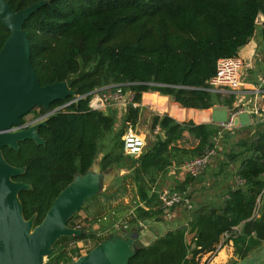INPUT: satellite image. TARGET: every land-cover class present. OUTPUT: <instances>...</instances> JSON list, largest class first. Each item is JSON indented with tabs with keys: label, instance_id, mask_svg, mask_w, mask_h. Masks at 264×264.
<instances>
[{
	"label": "trees",
	"instance_id": "trees-1",
	"mask_svg": "<svg viewBox=\"0 0 264 264\" xmlns=\"http://www.w3.org/2000/svg\"><path fill=\"white\" fill-rule=\"evenodd\" d=\"M5 1L19 10L39 0ZM258 15L263 18L260 25L255 22ZM256 26L264 39V0H47L24 21L31 63L41 85L74 77L71 88L75 95L114 85L133 93L120 116L114 106L91 109L87 95L66 111L48 115L38 128L45 144L25 139L18 143V150L2 147L8 163L24 167L14 180L31 186L18 197L24 217L35 215L34 224L42 220L74 175L84 174L95 159H99L101 170H116L110 185L78 209L77 213L97 199L95 209L86 211L85 220L91 217L88 226H80L84 232L59 238L49 261H72L79 247L68 248L69 241L92 240L94 247L115 232L138 233L142 221L165 214L157 190L160 176L169 166H179L206 149H214L221 129L213 123L179 122L166 113L152 114L150 131L158 127V132L138 157L125 155L121 137L138 123L141 95L157 91L182 107L203 109L219 104L237 111L235 93L210 90L208 80L215 73L217 60L236 55ZM8 35L0 22V48ZM65 100L54 101L50 108ZM45 112L39 108L36 117ZM250 128L252 134L231 157L239 159L236 184L222 190L218 202H191L190 208L183 202L171 206L170 210L178 206L190 210L187 222L147 245L136 241L128 264H200V257L213 251L224 233L232 240L237 256L226 264H238L264 246V120ZM184 131L197 141L193 147L177 145ZM201 174H185L169 188L189 199L186 191ZM130 190H134L135 204L116 228L118 216L111 204ZM77 213L68 225L75 226ZM107 216L110 224L104 225ZM94 222L100 224L99 231L92 229ZM187 233H192L190 242Z\"/></svg>",
	"mask_w": 264,
	"mask_h": 264
},
{
	"label": "water",
	"instance_id": "water-1",
	"mask_svg": "<svg viewBox=\"0 0 264 264\" xmlns=\"http://www.w3.org/2000/svg\"><path fill=\"white\" fill-rule=\"evenodd\" d=\"M46 3L47 0H39L16 10L7 1L0 0V22L9 30L0 48V264H57L47 259L55 249V242L62 236L72 237L84 232L68 225V221L88 198L106 189L116 173L113 167L101 170L99 160L95 159L84 174H75L57 194L38 224H34L35 215L27 219L23 215L18 193L31 186L14 180L23 173L24 167L8 163L2 147L18 150V143L25 139L45 144L38 128L45 124L46 118L17 128L23 123L22 117L34 108L48 111L54 101L74 95L71 88L74 77L41 85L31 63L30 44L23 24ZM262 19L258 15L256 24H261ZM260 119L256 117V121ZM237 120L235 118L234 122ZM158 135L164 139L163 132ZM106 175H110L107 183ZM137 239L136 231L115 232L85 254L78 252L75 259L65 264H128Z\"/></svg>",
	"mask_w": 264,
	"mask_h": 264
},
{
	"label": "crops",
	"instance_id": "crops-1",
	"mask_svg": "<svg viewBox=\"0 0 264 264\" xmlns=\"http://www.w3.org/2000/svg\"><path fill=\"white\" fill-rule=\"evenodd\" d=\"M237 54H239L242 57L244 65L240 71L242 85L237 91V93H235L236 98H235L234 106L240 107V108L241 107L251 108L254 105L261 106L262 102H264V98L259 97L258 99H255L254 95H255V88L259 86L261 75L264 72V42L261 43V40L254 34L251 37V39L238 50ZM152 95H154L155 97H153ZM126 105L114 106L117 108V110L119 109V111H121L117 113L118 116H120L124 112ZM139 106L141 108L139 120L145 118L144 116L145 112L153 113V114L166 113L179 122L192 120L193 122L197 124L213 123L221 129L218 132V134L220 135H222L224 131H230L233 133L234 130H237V131L246 130V131H249L251 135L252 134L251 129L253 128H250V129L248 128L252 127L254 123L260 122V121H256V117L261 118L260 119L261 121L264 120L263 113L254 114V113H249L246 111L237 113L235 111H231L228 107L219 105V104H214L213 106L209 108H203V109L182 107L177 102H175L171 96L160 94L157 91L143 92L141 95V102L139 103ZM217 106H220L226 109L228 118L231 116V114H234L233 120L235 121V118L238 119L237 122H234L231 128L220 127V123L225 122V121H218L214 119L215 118V107ZM241 113H246L251 116L248 125H241L240 119L238 116ZM131 127L136 132H139L134 128L135 126L134 127L131 126ZM139 133L143 135L145 138L144 134H142L141 132ZM248 137L243 138L242 143L243 142L245 143ZM186 140L189 143L184 142ZM196 143L197 141L193 139L187 131H184L183 137L180 140H178L177 145L183 146V147H193ZM123 172L124 170H121V173ZM184 176L185 174L181 172L178 166H175L174 164L169 166L167 170L165 171V173L160 176L158 180L157 190L160 191L161 189H170L169 186L160 187V185H162L163 182L168 180L169 185L173 187L176 182H181ZM205 183L207 182L205 181ZM188 189H190V186L188 187ZM208 199L211 201L213 198L210 196V198ZM177 208L178 207H175L172 210L167 209L165 214L156 215L150 220H152L153 222H160L162 221V218L164 216L165 217L167 216L169 218H171V216L175 217V215L177 214V212L175 213V210ZM186 222H187V218L186 219L183 218V221L181 219H174L170 223V225L167 226V228H165V230L162 233L161 232L157 233L156 230H153L154 232H152L153 234H151V237H149L148 240H146L147 238L143 239L144 230H141L140 234L138 235L137 241L140 244L147 245L150 242H152L158 235H161L165 233L167 230L173 229L181 224H185ZM121 233H123V231ZM144 233H148V232H144ZM187 236H189V238ZM191 237H192V233H187L186 238L188 242H190ZM233 254H234V248L232 245V240L226 239L221 249L212 257L209 264H226L230 260V258L233 256ZM202 256L200 257V264H205L206 254L203 257ZM235 258H237V256H235ZM240 262H241L240 264H242V261Z\"/></svg>",
	"mask_w": 264,
	"mask_h": 264
},
{
	"label": "rangeland",
	"instance_id": "rangeland-1",
	"mask_svg": "<svg viewBox=\"0 0 264 264\" xmlns=\"http://www.w3.org/2000/svg\"><path fill=\"white\" fill-rule=\"evenodd\" d=\"M255 36H257L261 43L264 42V39L261 37L260 27L256 26ZM155 97L154 95H152ZM39 108H35L33 112H38ZM32 112V113H33ZM118 112L119 111L118 109ZM31 114V113H30ZM30 114L26 115L27 118L30 117ZM153 113H144L145 118L140 119L138 124L135 125V129L142 134L145 135V141L146 144L153 139V132L150 131V118ZM240 119L241 125H248L249 120L251 118L250 115L246 113H241L238 115ZM143 118V117H142ZM228 118L227 111L225 108L217 106L215 107V120L218 121H226ZM119 122L117 121V125ZM228 132V133H227ZM225 134H228V136H225ZM250 136L249 131H237L234 130L233 133L230 131H224L222 135L218 134L215 137L216 141V147L214 148L215 154L211 160V162L207 165L204 172L201 174L202 176L193 182H191L190 189L186 191L187 195L189 196L190 202L193 204H203L206 202V200H209L210 196L213 198L212 200L214 202H218L222 197V190L226 189L228 186H233L236 184V170L239 165V159H232L231 157L234 154L233 150H236L240 148V146L244 143H242L243 138ZM189 143L187 140L184 141ZM216 172V174H214ZM205 181L207 183H205ZM167 187L169 185V181L163 182L160 187ZM105 190V189H104ZM103 190V191H104ZM102 191V192H103ZM134 190H130L126 197L123 199L113 202L111 205L113 209L116 210V214L118 216V222H116L115 227L119 228L120 221L126 219L129 216V212L132 211L133 206L135 204V194L133 192ZM224 192V191H223ZM221 193V194H220ZM220 198H218L219 196ZM96 200H93L89 203H86V206L83 207L78 213L77 216L73 220V224H76L77 226H88L89 219L91 217L86 218V211H92L95 209ZM110 205V207H111ZM174 211V210H173ZM190 210L184 208L183 206H178V208L175 210V217L171 216L169 217H163L162 221L160 222H153L150 219L144 220L140 223V228L138 235L140 234L141 230H144L143 232V239L148 240L149 237H151L153 230H156L157 233H162L167 226L170 225V223L174 219H181L183 221V218L186 219V216ZM101 212V214H105ZM105 217L103 218V220ZM110 216H107V220L103 221L104 225L105 223L107 225L110 224ZM77 226H74L78 228ZM92 229L99 231L100 230V224L98 222L92 223ZM108 229V228H106ZM189 235V234H188ZM189 238V236H187ZM93 241L92 240H85V239H79L75 241H69L67 243L68 248H72L73 246L79 247V253L85 254L88 250L92 247ZM235 258L234 254L230 258ZM48 259V258H47ZM46 259V260H47ZM75 259V257H74ZM262 261L261 263H258V260ZM238 264L241 262L238 260ZM242 264H264V246L261 249H258L253 255L250 257L244 259L242 261Z\"/></svg>",
	"mask_w": 264,
	"mask_h": 264
},
{
	"label": "built area",
	"instance_id": "built-area-1",
	"mask_svg": "<svg viewBox=\"0 0 264 264\" xmlns=\"http://www.w3.org/2000/svg\"><path fill=\"white\" fill-rule=\"evenodd\" d=\"M244 65L243 59L239 54L229 57L219 58L216 62L215 73L208 80L210 90L216 92H231L237 93L239 88L242 85L241 74L240 71ZM127 92V96L125 93ZM124 92L122 87L119 85L114 86H104L101 88H96L87 94L83 95H73V97L69 100H65L63 103L56 105L54 108H50V110L46 111L42 114L38 119L47 118L48 115L57 111H66L68 107L78 99L84 98L89 95L88 106L94 110H104L107 106H119L126 105L133 98V93L130 91ZM259 97L264 98V72L261 75L259 86L255 88L254 98L258 99ZM249 112V113H263L264 114V102H262L261 106L254 105L251 108L241 107L235 112ZM234 114L225 121L220 123V127L231 128L234 124ZM39 120H27L22 123L20 127H27L28 125L37 122ZM158 127H155L153 130V134L158 132ZM123 140V152L125 155L131 157H138L145 145V138L139 132H136L131 126L127 128V130L122 135ZM215 154V150L213 148L206 149L202 154L184 161L178 168L184 174H189L191 176H197L201 174L207 165L211 162L213 156ZM159 199L162 202V206L166 209L171 208V206L183 202L186 204L188 208H190L191 202L184 195L179 192L172 191L170 189H161L159 191ZM75 226H77L75 224ZM74 227V226H73ZM80 228V225L77 226ZM126 226L124 225V228ZM236 231L239 230L238 227H234ZM228 233H224L221 237L220 242L217 244L213 251H210L206 254L205 264H209L212 257L221 249L224 244V241L228 238ZM230 240V239H229ZM204 254V255H205ZM203 255V256H204ZM202 256V257H203Z\"/></svg>",
	"mask_w": 264,
	"mask_h": 264
},
{
	"label": "flooded vegetation",
	"instance_id": "flooded-vegetation-1",
	"mask_svg": "<svg viewBox=\"0 0 264 264\" xmlns=\"http://www.w3.org/2000/svg\"><path fill=\"white\" fill-rule=\"evenodd\" d=\"M32 112H33V111H32ZM32 112L30 111L29 113L26 114V115H28V114L31 113L29 118H27L26 115L23 116L22 119H21L22 122H25V121H27V120H39L38 118H39L42 114L36 117V112H33V113H32Z\"/></svg>",
	"mask_w": 264,
	"mask_h": 264
},
{
	"label": "bare ground",
	"instance_id": "bare-ground-1",
	"mask_svg": "<svg viewBox=\"0 0 264 264\" xmlns=\"http://www.w3.org/2000/svg\"><path fill=\"white\" fill-rule=\"evenodd\" d=\"M94 168H96V166H95ZM109 178H110V175H106V178H105V183H107V182H108Z\"/></svg>",
	"mask_w": 264,
	"mask_h": 264
}]
</instances>
